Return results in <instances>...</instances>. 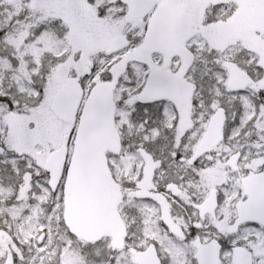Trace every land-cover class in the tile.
<instances>
[{
  "label": "snow or ice",
  "instance_id": "obj_1",
  "mask_svg": "<svg viewBox=\"0 0 264 264\" xmlns=\"http://www.w3.org/2000/svg\"><path fill=\"white\" fill-rule=\"evenodd\" d=\"M0 264H264V0H0Z\"/></svg>",
  "mask_w": 264,
  "mask_h": 264
}]
</instances>
